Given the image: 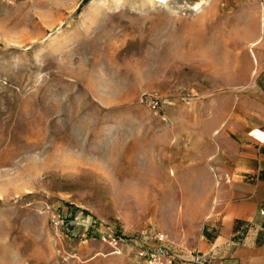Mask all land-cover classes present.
Here are the masks:
<instances>
[{
    "label": "rangeland",
    "instance_id": "obj_1",
    "mask_svg": "<svg viewBox=\"0 0 264 264\" xmlns=\"http://www.w3.org/2000/svg\"><path fill=\"white\" fill-rule=\"evenodd\" d=\"M262 20L257 0H0V264H148L155 233L188 259L206 128L264 79Z\"/></svg>",
    "mask_w": 264,
    "mask_h": 264
},
{
    "label": "crops",
    "instance_id": "obj_2",
    "mask_svg": "<svg viewBox=\"0 0 264 264\" xmlns=\"http://www.w3.org/2000/svg\"><path fill=\"white\" fill-rule=\"evenodd\" d=\"M249 88L251 100L236 95L230 115L206 128L205 137L218 130L216 148L199 155L210 192L191 250L213 264H264V79Z\"/></svg>",
    "mask_w": 264,
    "mask_h": 264
},
{
    "label": "built area",
    "instance_id": "obj_3",
    "mask_svg": "<svg viewBox=\"0 0 264 264\" xmlns=\"http://www.w3.org/2000/svg\"><path fill=\"white\" fill-rule=\"evenodd\" d=\"M257 1L264 3V0ZM146 103L153 111H157L160 108V102L157 98L149 99ZM259 214L261 217H264V210H261ZM54 220L53 218L52 224L56 228L58 226V221ZM147 239L156 243L154 248H144L140 251V257L148 264H176L177 261L180 262V264H213L211 256L200 252L191 251L188 259L185 260L181 258V256L172 249L167 237L162 233H155L151 237H146L145 240ZM111 241L116 244V240L111 239Z\"/></svg>",
    "mask_w": 264,
    "mask_h": 264
},
{
    "label": "bare ground",
    "instance_id": "obj_4",
    "mask_svg": "<svg viewBox=\"0 0 264 264\" xmlns=\"http://www.w3.org/2000/svg\"><path fill=\"white\" fill-rule=\"evenodd\" d=\"M155 1L156 2H161V1L165 2L166 0H155ZM199 9H200V4L195 7V10H199ZM258 28H259L260 33H262V31H264V20H262V23H260L258 25ZM255 46H256V41L250 44L251 48H253ZM251 56H252V58L254 57L252 52H251ZM253 60H254V58H253Z\"/></svg>",
    "mask_w": 264,
    "mask_h": 264
},
{
    "label": "trees",
    "instance_id": "obj_5",
    "mask_svg": "<svg viewBox=\"0 0 264 264\" xmlns=\"http://www.w3.org/2000/svg\"><path fill=\"white\" fill-rule=\"evenodd\" d=\"M87 1V0H86Z\"/></svg>",
    "mask_w": 264,
    "mask_h": 264
}]
</instances>
